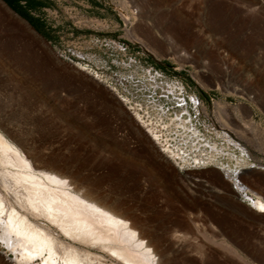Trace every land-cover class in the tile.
<instances>
[{
	"label": "rangeland",
	"instance_id": "obj_1",
	"mask_svg": "<svg viewBox=\"0 0 264 264\" xmlns=\"http://www.w3.org/2000/svg\"><path fill=\"white\" fill-rule=\"evenodd\" d=\"M37 1L46 37L0 0V128L127 211L165 264H264V215L221 171L248 173L241 182L264 199V0ZM169 146L183 168L164 158ZM197 226L241 258L209 248ZM2 254L15 259L0 242Z\"/></svg>",
	"mask_w": 264,
	"mask_h": 264
},
{
	"label": "bare ground",
	"instance_id": "obj_2",
	"mask_svg": "<svg viewBox=\"0 0 264 264\" xmlns=\"http://www.w3.org/2000/svg\"><path fill=\"white\" fill-rule=\"evenodd\" d=\"M77 68L91 75L82 66L77 65ZM136 116L140 121L136 113L135 117L133 115L135 121L138 122ZM224 130L230 145L244 154L252 151L242 140L233 139L230 127L226 125ZM147 135L154 145L161 144L152 129ZM210 148L218 154L224 151L216 144ZM160 151L179 169L183 168L182 162L189 161L179 147L169 146ZM215 157L200 155L195 158L197 163L205 164ZM51 165L33 161L14 138L0 128V242L15 255V259H9L11 264H165L159 247L151 239L147 241L146 234L139 231L127 211H121L119 206L103 200L97 190ZM209 168L219 169L212 166L206 169ZM238 169L228 165L221 171L244 198L242 202L253 212L264 215L263 196L244 186L240 179L248 173L241 175ZM192 178L187 176V179ZM197 230L208 241L206 244H214L219 251H228L241 258L224 235L208 231L206 227L197 226Z\"/></svg>",
	"mask_w": 264,
	"mask_h": 264
},
{
	"label": "trees",
	"instance_id": "obj_3",
	"mask_svg": "<svg viewBox=\"0 0 264 264\" xmlns=\"http://www.w3.org/2000/svg\"><path fill=\"white\" fill-rule=\"evenodd\" d=\"M14 12L26 19L29 24L34 27L39 33L46 37L45 28L40 19L34 18L32 12H40L44 7L43 3L37 0H3Z\"/></svg>",
	"mask_w": 264,
	"mask_h": 264
},
{
	"label": "water",
	"instance_id": "obj_4",
	"mask_svg": "<svg viewBox=\"0 0 264 264\" xmlns=\"http://www.w3.org/2000/svg\"><path fill=\"white\" fill-rule=\"evenodd\" d=\"M0 258L5 260V257H4V255H3V254H2V255H0Z\"/></svg>",
	"mask_w": 264,
	"mask_h": 264
}]
</instances>
